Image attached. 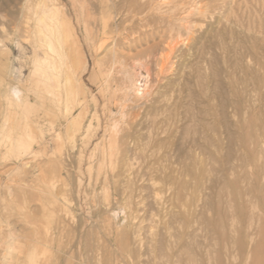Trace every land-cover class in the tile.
Segmentation results:
<instances>
[{"label": "rangeland", "instance_id": "obj_1", "mask_svg": "<svg viewBox=\"0 0 264 264\" xmlns=\"http://www.w3.org/2000/svg\"><path fill=\"white\" fill-rule=\"evenodd\" d=\"M39 1L0 0V264H106L109 258L119 264H264V59L237 51L244 44L257 54L264 52V33H253L256 26L264 30V0H202L203 5L218 6L214 22L198 24L206 25L198 27L204 39L190 53L180 48L171 55L165 49L171 42L168 25L138 24L127 31L115 25L117 44L101 40L100 11L109 2L114 17L125 0H56L78 32L88 62L84 80L101 102L97 86L113 52L128 66L146 61L149 53L154 56L147 62L151 73L145 76L142 99L132 103L130 123L140 149L125 160L123 153L116 154L111 163L132 164L130 173L116 170L108 159L100 172L86 170L87 158L72 153L70 136L54 123L55 107L36 100L39 77L34 81L31 72L37 32L27 19ZM167 2L164 12L168 4L167 11L193 3ZM83 7L92 17V32L99 31V38L92 35L97 42L83 32L82 18L88 14ZM249 33L257 39L247 38ZM223 37L232 41L228 75L221 73L225 64L215 47ZM87 39L95 45L84 44ZM100 44L106 46L100 50ZM94 59L104 69L99 71ZM17 87L31 102L8 110L4 94ZM7 115L12 118L3 119ZM212 125L228 132L226 169L187 170V164L220 159L204 131ZM2 132L12 137L6 140ZM194 140L197 158L189 151ZM168 256H174L172 261Z\"/></svg>", "mask_w": 264, "mask_h": 264}, {"label": "bare ground", "instance_id": "obj_2", "mask_svg": "<svg viewBox=\"0 0 264 264\" xmlns=\"http://www.w3.org/2000/svg\"><path fill=\"white\" fill-rule=\"evenodd\" d=\"M40 1H39V3L37 2V7L36 8L34 7L35 8L34 10H33V8H31L33 11L31 12V14H28L30 16H28V19H27V23L28 24L31 23L30 24L31 27L34 26V28H36L35 32H37L35 34L37 44H36V46L33 45L34 49H35V51H33L34 52L33 54L35 56L34 68L31 72L32 78L33 77H39L37 80V83H36L37 84L36 85V87H37L36 100L40 101L42 103V106H44L46 101H49L50 104H52V106H53V110L55 107V113H54L55 121H54V123L58 127H64L65 132H67V134L70 136V139L72 140V143H73L71 146L72 153L78 155L79 157L78 156L77 157L80 159L82 156L83 157L85 156L87 158V163L85 164L87 167L86 170L92 172V170H94L96 168L100 172V170L103 168V166L105 167V163L107 162V161H105L106 159L110 160V163L108 162L110 165H113L111 163H113L112 160L116 156V154L121 155L119 153H123V156H124L123 160H125V158L127 159L129 157V154L136 152L140 149L139 138L136 135L137 133L136 134L134 133V129L132 128V125H131L132 123H130L131 118H132V109H133L132 103L137 104L136 102L139 103V101L142 99V94H140V93H141L142 88H143V83L145 82V76L146 75L149 76V74L151 73L149 67L147 66V65H149V64H147V62H148V60H150L154 56L152 55V53H149L145 59L146 61L138 59V60H135L131 66H128L118 58L116 52H113L111 55V59L108 62V66L106 68V71L104 72V76L101 74L104 77L103 82L99 86H97L98 90H99V96H101V98L103 99L101 102V99H99V97L95 94V92L93 90L94 88L92 89L91 87L87 86L85 83L84 79H85V75L88 72V62H87L86 56L84 54L83 47L80 43V38L78 36V32H77L75 26L72 24V21H71L72 19L71 20L69 19L70 15L67 14L69 16V18H68V16L65 14V12H63L61 10L62 9L61 6L58 5L60 3H58V4L55 3V2H57L56 0L55 1L53 0L54 2L52 1L53 3H51V4H49V3L47 4V2H45V0L44 1L42 0L41 2ZM159 1H161V0H159ZM164 1H166V3H168L167 0H164ZM164 1H162V2H164ZM170 1L171 0H169V2ZM192 1H193V3H191L190 7L183 8L180 5L183 8V9L179 8L180 10L171 7L167 11V8L170 5V4H168V7L165 9L166 12H164L163 8L165 5H167L165 2H164L165 3L164 4L161 2L156 3V2H158L157 0H125L124 2H122L119 5L118 10L115 13L114 17H112L113 15L111 14L109 6H108V4H110V3L108 2V4H105L103 6V9L101 8L102 9V11H100V12H102L101 17H100L101 21L98 20L99 25L101 23V34H102L101 40L103 42H106V43L109 41V42H112L113 44H117V42L119 40L116 39L117 37L115 38L112 36L113 27H115V25L117 26V29L123 28L124 31L125 30L126 31L132 30L135 25H138V24L142 25L145 23H146V25H147V23H151V24L154 23L155 27H157V28L162 27V25H168L169 26L168 37H169L171 42L169 44L170 48H165V49H169L170 52L167 50L166 53L169 52L171 55V54L175 53L176 51H178L180 48H184L185 51L190 53L195 47H197L198 43H200V41L202 39H204V33L205 32L203 33L202 32L203 30H201L202 28L198 29V27L200 26V27L204 28L206 25L205 26H201V25L198 26V24H205L208 21L214 22V20H215L214 15H215V12L218 8V6L217 7L212 6L211 3L209 5L208 3L206 4V2H204L205 4L203 5V4H201L202 0H200V1L192 0ZM216 1L218 2V0H216ZM178 2H180V1H178ZM212 2L214 4H216L214 1H212ZM105 3H107V2H105ZM184 3H182V5ZM187 3H188V5L187 4L186 5L189 6V2H187ZM101 4H103V2ZM85 5H86V2H85ZM111 5H112V3H111ZM178 5L179 4H177V6ZM82 6H84V4H82ZM183 6H185V5H183ZM101 7H102V5H101ZM83 8L86 10V7H83ZM31 9H30V11H31ZM74 9H75V7L73 8V10ZM174 9L177 11H175ZM82 11L84 12V10H82ZM86 11L88 13V10H86ZM77 12H78V10L76 11V14H77ZM87 13L85 12V14H87ZM73 14H75V12ZM88 14L86 15V18L81 17L82 19H85V22L83 21V23H84L83 32L87 37L92 36L93 34L95 35V33L92 32L93 31L92 28H90V26H89V22H91V21H89V19L91 20L92 17L88 18V17H90V14L89 15ZM92 14H93V11H92ZM165 14L166 15L168 14V16H165ZM80 15H82V14H80ZM83 15H84V13H83ZM95 16H97V15H95ZM81 18L79 17V19H81ZM95 19H97V17ZM117 19H119V23H117ZM75 20L77 22L78 18H76ZM81 22H82V20H81ZM81 22H79L80 25L82 24ZM218 22L219 21H217V23ZM30 25H28V26H30ZM97 25H98V23L96 24V27L93 26V29L94 28L98 29ZM78 27H80V26H78ZM152 27H153V24H152ZM29 29H30V27L28 28V30ZM164 29L162 31H165ZM34 30L32 31L33 33H35ZM94 32H95V30H94ZM249 32H251L250 29H249ZM254 32L256 34L257 33L261 34V33H264V30L261 26H259V27L256 26V27H254L253 33ZM98 33H99V31H97V33L95 35L96 37H97ZM253 33L252 34L249 33V35H247L248 36L247 38L256 40L257 38L253 35ZM32 36H33V34H32ZM35 36H34V42H35ZM93 36L90 38V41L93 38L94 42H97V41H95ZM26 38L27 37H25V39ZM97 38H99V37H97ZM169 39H168V42H169ZM84 40H86L85 37H84ZM87 40L88 41H84V44L85 43L89 44L88 42H90V41H89V39H87ZM93 40H92V42H93ZM239 41H242V40L239 39ZM103 42H101V43H103ZM231 42L223 37L218 43L215 44V47L218 50H220V53L222 55L221 57L224 60L223 63L226 65V66L224 65L225 68L222 69V72H221L224 75H228L231 71V70L229 71L228 66H227L228 60L230 58V43ZM92 45H95V44H92ZM85 46L87 47V45H85ZM98 46L100 47L101 44ZM103 46H101V47H103ZM165 46H166V44H165ZM238 46L239 47L236 46L238 49L237 51L240 50L242 52V50L245 49L243 51V56H245L246 58L257 59V58H259L258 57V55H259L261 57V59H264V52L257 54L254 51L248 50L247 46H245L244 44H239ZM91 47L93 48L94 46H91ZM88 48H90V47H88ZM94 48L96 49V47H94ZM249 48H250V46H249ZM113 49H114V47H113ZM113 49H112V51H113ZM100 50H102V48ZM164 52H162V54ZM180 52H181V50H180ZM35 53H36V55H35ZM217 53H219V52L217 51ZM89 54H91V53H89ZM166 55H168V54H166ZM184 55H183V57H184ZM162 56H164V54ZM168 56H167V58H168ZM95 57H96V55H95ZM155 58H157V56ZM89 59L92 60L91 57ZM96 59H97V57H96ZM96 59H94V62L96 61ZM143 59H144V57H143ZM162 61H165V60H162ZM166 61H167V59H166ZM168 61H171V60L168 59ZM245 61H247V60H245ZM173 62H175V60ZM92 64H93V61H92ZM94 64L96 66L98 65L99 71H101L100 68L103 66L100 67V64L101 65H103V64L101 62H97V61ZM169 66L170 65H167V69ZM217 67H219V66H217ZM170 68H171V66H170ZM102 69H104V67ZM93 70L95 71V69H93ZM161 70H159V71H161ZM91 71H92V69H91ZM233 72H234V70H233ZM166 73H167V71L165 72V74ZM168 73H169V71H168ZM258 73H261V72H258ZM92 74H95V72H92ZM162 74H164V73H162ZM240 74H242L241 71H240ZM98 75H99V73H98ZM224 75H223V77H224ZM91 76H93V75H91ZM92 79H95V77L94 78L92 77ZM97 79L98 78H96L95 80H97ZM33 80H34V78H33ZM89 80L91 81V78ZM18 82H21L20 79H18ZM91 83H92V81H91ZM96 84H97V81H96ZM236 94H238V93H236ZM212 96H214V95H212ZM242 98H243V96H242ZM29 102H31V99H29L28 94L25 93L23 90L19 89L18 87L17 88H11L8 92H6L4 94V104L7 106L8 110L13 109L14 106L19 105L20 103L21 104H27ZM211 102H212V100H211ZM227 105H228L227 102H224V108H227ZM19 107H20V105H19ZM225 111H226V109L223 110L224 115L226 114ZM217 112H219V111H217ZM11 118H12L11 115H7V116L3 117V119H5V120L11 119ZM219 126H218V128H219ZM223 128L225 129L226 125L223 126ZM92 129H93V131L95 130V132H92ZM204 131H205V133L207 132V135L208 134L210 135V138H209V136H208V138L212 142V146L216 150L215 155L217 157V154H220V159H218V161L213 163V164H206L203 162H195V163L187 164L185 166V168L189 171L199 170L201 172L202 171L203 172H205V171H213L214 172V171H217V170H220L223 168L226 169L225 167L227 165L229 155H230L228 153V150H230V149L227 148V143H226V140L228 138L227 130L225 129V131H223V132L221 131V133H220V131L217 130V127L215 125L214 126L212 125V126L205 127ZM220 135H221V137H220ZM1 136H2V138L4 137L7 140L8 138L12 137V133L11 132H8V133L2 132ZM27 136L29 137V139H31L30 135H27ZM3 141L6 142L5 140H3ZM21 147L26 148V145L22 144ZM169 148H170V146H169ZM229 148H230V146H229ZM198 149H199V147H198L197 141L194 140V143L192 142V145L189 146V151L191 152L192 156L198 157V154H197ZM158 150H160V149H157V151ZM163 150H164V148H163ZM212 150H213V148H212ZM163 154H164V152H163ZM123 156H121V157L119 156L120 159H122ZM130 158H132V157L130 156ZM95 159L96 160L98 159V162L96 161L98 163L97 165L95 164L96 162L94 163ZM74 160L76 161L75 158H74ZM135 161H136V159H135ZM137 161H138V158H137ZM193 161H195V160H193ZM78 162H81L80 163L81 165H79V166L82 167L81 169H83V165H82L83 162L79 161V159H78ZM179 162H181V161H179ZM118 163H119V161L115 162L116 165ZM120 163H121V161H120ZM188 163H189V161H188ZM109 164H108V166H109ZM113 166H110V167L113 168ZM132 166H133L132 164L127 163L125 161H122V163L119 164V167L122 170H124V171L129 170L128 173H130ZM138 166L140 168V165H138ZM182 166L183 165L181 164V167ZM80 167L78 168L79 170H81ZM117 167H115V169ZM116 170H118V169H116ZM225 171L226 170H224V172ZM206 173H204V174H206ZM116 177H118V176H116ZM115 180L119 182V180L117 178ZM113 212H114V210H113ZM113 212H112V214H113ZM115 217H117V213H115ZM171 258H174V256ZM171 258L169 260H171ZM106 264H119V263L117 261H114L113 259L109 258L108 260H106Z\"/></svg>", "mask_w": 264, "mask_h": 264}]
</instances>
